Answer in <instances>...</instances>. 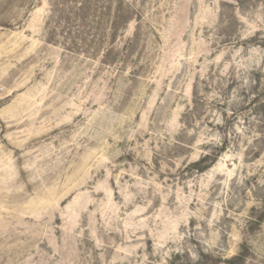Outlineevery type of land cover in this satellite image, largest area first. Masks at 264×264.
I'll use <instances>...</instances> for the list:
<instances>
[{
    "label": "rangeland",
    "instance_id": "obj_1",
    "mask_svg": "<svg viewBox=\"0 0 264 264\" xmlns=\"http://www.w3.org/2000/svg\"><path fill=\"white\" fill-rule=\"evenodd\" d=\"M0 264H264V0H0Z\"/></svg>",
    "mask_w": 264,
    "mask_h": 264
},
{
    "label": "trees",
    "instance_id": "obj_2",
    "mask_svg": "<svg viewBox=\"0 0 264 264\" xmlns=\"http://www.w3.org/2000/svg\"><path fill=\"white\" fill-rule=\"evenodd\" d=\"M220 150H223V148H221ZM201 162H203V161H201ZM201 162L200 163H197L196 166H198V169L200 171H203V170H205V168L203 166H201Z\"/></svg>",
    "mask_w": 264,
    "mask_h": 264
}]
</instances>
